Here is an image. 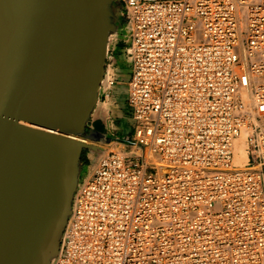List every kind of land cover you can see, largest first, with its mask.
Here are the masks:
<instances>
[{"label":"built area","instance_id":"obj_1","mask_svg":"<svg viewBox=\"0 0 264 264\" xmlns=\"http://www.w3.org/2000/svg\"><path fill=\"white\" fill-rule=\"evenodd\" d=\"M121 2L131 73L111 49L103 94L127 86L133 131L83 178L54 264H264V0Z\"/></svg>","mask_w":264,"mask_h":264},{"label":"water","instance_id":"obj_2","mask_svg":"<svg viewBox=\"0 0 264 264\" xmlns=\"http://www.w3.org/2000/svg\"><path fill=\"white\" fill-rule=\"evenodd\" d=\"M123 18L121 0H0V264L55 263L83 152L105 153L88 140H112L94 113Z\"/></svg>","mask_w":264,"mask_h":264},{"label":"rangeland","instance_id":"obj_3","mask_svg":"<svg viewBox=\"0 0 264 264\" xmlns=\"http://www.w3.org/2000/svg\"><path fill=\"white\" fill-rule=\"evenodd\" d=\"M122 22L124 25L125 18L122 19ZM128 46H129V40L124 31L121 30L117 35L113 37V47H114L113 55L117 61L116 65L119 70L118 73L120 74L122 72L124 79H129L131 73V65L125 53V50L127 49ZM119 93L124 94L126 93V91L125 90L118 91L117 94ZM104 106L108 108V113L105 117L99 114ZM119 110H120L119 106H117L113 102V93H110L108 96L105 95L102 96L99 106L96 112L94 113V117L103 120L109 132L107 134V137H111L112 140L110 141L109 138L104 137L103 139H100L98 141L88 140L89 143H92L102 149L106 148L105 151L122 150L120 148L124 146L122 142H124L125 139L131 136L132 134L133 121L131 114H129L130 110L128 114L125 113L124 115H122V118H120L119 116L115 118L114 115H117L119 113L117 111ZM96 161H97V154L95 153V151H91L87 149L83 152V156H82V165L84 166L83 176H85L90 169L91 170L94 169V166L97 163ZM89 166L90 168H88Z\"/></svg>","mask_w":264,"mask_h":264},{"label":"bare ground","instance_id":"obj_4","mask_svg":"<svg viewBox=\"0 0 264 264\" xmlns=\"http://www.w3.org/2000/svg\"><path fill=\"white\" fill-rule=\"evenodd\" d=\"M113 80V77H106L103 80V85H105L106 87L111 86V82ZM245 97L249 100L251 95L250 94H246ZM108 113V108L106 106H104L101 111H100V115L101 116H106ZM112 144V143H111ZM248 142H247V131H245L240 138H238L236 140L235 143V152H236V156H235V164L236 166L243 168L246 166V164L249 161L250 158V154H249V150H248ZM113 148V147H112ZM121 149H123V146L120 147ZM106 149V148H105ZM108 151H105L104 154H106ZM96 169V167H95ZM94 169V170H95ZM93 170V172H94Z\"/></svg>","mask_w":264,"mask_h":264},{"label":"crops","instance_id":"obj_5","mask_svg":"<svg viewBox=\"0 0 264 264\" xmlns=\"http://www.w3.org/2000/svg\"><path fill=\"white\" fill-rule=\"evenodd\" d=\"M120 75V78L121 79H123V81H127V79H124V77H123V74H122V72L119 74ZM123 77V78H122ZM117 86V87H116ZM113 89H112V93H113V102L117 105V106H119V111H117V112H119L117 115H114V117L115 118H117L118 116L120 117V118H122V115H124L125 113L126 114H128V112H129V107H128V104H127V101H126V98H127V94L126 93H119V94H117L118 93V91H122L123 90V85L122 86H120V85H116ZM129 114H130V112H129Z\"/></svg>","mask_w":264,"mask_h":264},{"label":"flooded vegetation","instance_id":"obj_6","mask_svg":"<svg viewBox=\"0 0 264 264\" xmlns=\"http://www.w3.org/2000/svg\"><path fill=\"white\" fill-rule=\"evenodd\" d=\"M131 114V113H130Z\"/></svg>","mask_w":264,"mask_h":264}]
</instances>
